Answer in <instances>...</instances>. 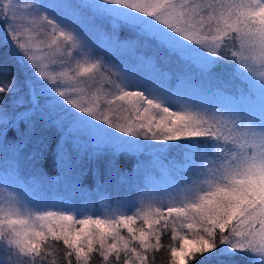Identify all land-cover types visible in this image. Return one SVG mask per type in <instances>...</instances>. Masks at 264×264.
Segmentation results:
<instances>
[{
    "label": "snow or ice",
    "instance_id": "1",
    "mask_svg": "<svg viewBox=\"0 0 264 264\" xmlns=\"http://www.w3.org/2000/svg\"><path fill=\"white\" fill-rule=\"evenodd\" d=\"M0 28V264H264V0H0ZM105 40L142 54L114 62ZM217 69L227 103L190 94ZM49 158L96 181L129 160L190 175L167 205L34 202L21 161Z\"/></svg>",
    "mask_w": 264,
    "mask_h": 264
},
{
    "label": "rangeland",
    "instance_id": "2",
    "mask_svg": "<svg viewBox=\"0 0 264 264\" xmlns=\"http://www.w3.org/2000/svg\"><path fill=\"white\" fill-rule=\"evenodd\" d=\"M3 28H0V38H3ZM101 54L111 58L114 62L123 61L130 64L135 61L131 58L130 48L121 47H104L102 43L99 44ZM15 69V68H14ZM144 73H150L152 69L144 65L141 69ZM190 94L196 95L198 99L209 102L211 104L227 103L230 96L220 94L216 96L210 95L212 92L203 91L197 88L195 91L189 89ZM254 103L259 107V93H255ZM11 163V160L9 161ZM179 167V165H176ZM142 168V167H141ZM167 170H159L161 174L157 176L140 177L137 172L135 180H132V175L122 176H109L104 173L102 176V183L96 188L88 189L80 183L81 178L64 177L60 174L52 177L33 175V169L24 160L20 164V181L19 189L26 193L27 198L32 201H37L41 197L51 198H69L72 203L78 204L81 207L87 205L92 209H101L104 205H110L116 208L118 205L128 203L139 204L142 198L152 197L155 200H162L167 205L170 196L175 193L171 191L170 186L179 183L182 179L190 175L187 172L172 170L167 166ZM131 178V179H130ZM24 180H27V185ZM24 182V183H23ZM122 211L125 209H121ZM139 225V222H138ZM126 235V230L124 232Z\"/></svg>",
    "mask_w": 264,
    "mask_h": 264
},
{
    "label": "trees",
    "instance_id": "3",
    "mask_svg": "<svg viewBox=\"0 0 264 264\" xmlns=\"http://www.w3.org/2000/svg\"><path fill=\"white\" fill-rule=\"evenodd\" d=\"M123 35L126 34H122ZM102 45L105 47H110L113 46L112 43L110 41H103ZM128 51H130L131 53V58H135V61H137L138 57L142 54L139 51H136L132 48H130ZM15 68V66H14ZM16 70V69H14ZM172 70L175 72L177 71L176 66L173 65L172 66ZM217 72L220 74L221 76V80L217 81V80H211L209 81L207 78H205L202 82H201V88L203 91H208V92H214L216 90V87L219 83H221L223 80H227L228 77L227 75L224 74L222 69H217ZM234 91L233 88H231V86L228 87V90L225 91L223 94L230 96V92ZM175 158H176V154H173L172 157H170V160L173 161V163H175ZM3 166V159L0 158V167ZM167 166L169 167V164L163 161L160 162H154L152 160H147V161H141L140 164H136L135 160H129L127 162V164L122 165V175L123 178L126 175H132V180H135V175L138 172L140 174V177H147V176H157L159 174H161V172L159 170H167ZM142 167V168H141ZM170 168V167H169ZM178 167H174L171 168L173 171L177 170ZM45 173L44 176H48V177H52V176H56L58 175V172L56 171L55 165L53 163V161L51 160V158H49L48 164L45 167ZM104 175V172L101 173V176L99 178L98 181L94 180L91 172L88 173L87 176H84L83 178H81L80 183L87 187L88 189H93L96 188L99 184L102 183V176ZM42 176V175H39ZM137 176V175H136ZM128 177V176H126ZM130 178V179H131ZM25 184L27 185V180H24ZM23 182V183H24ZM28 186V185H27ZM170 233L168 235H165L164 237H162V243L165 244L166 246L169 244L170 242ZM60 248H63L62 243L60 244ZM238 259V258H237ZM167 261V253L162 250L159 253H156V264H166ZM92 264H100V260L99 257H95ZM241 264H243V262L241 261Z\"/></svg>",
    "mask_w": 264,
    "mask_h": 264
}]
</instances>
